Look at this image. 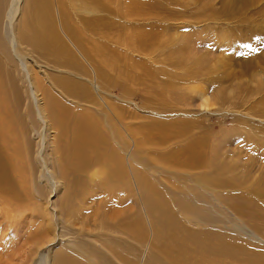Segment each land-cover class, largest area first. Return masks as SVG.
Returning <instances> with one entry per match:
<instances>
[{
	"label": "rangeland",
	"instance_id": "rangeland-1",
	"mask_svg": "<svg viewBox=\"0 0 264 264\" xmlns=\"http://www.w3.org/2000/svg\"><path fill=\"white\" fill-rule=\"evenodd\" d=\"M56 1H39L44 7L43 18L46 15L47 24L57 25L82 68L74 72L60 68L46 51L27 43L17 44L18 54L29 57L34 69L44 72L47 82L42 80L49 87H53V76L65 72H71L73 77L67 76L88 87L87 95L90 92L91 96L86 101L82 99L81 104L101 121L104 114H109L106 130L118 144L123 159L120 180L129 183L130 166L135 164L136 177L154 178L155 184L166 191L171 190L173 182L186 183L180 175L187 183L195 184V174L162 159L167 152L174 153L195 142L205 145L208 156L214 148L226 152L223 158L228 160L219 169L227 163L241 165L238 172L220 171L219 175L206 177L219 179L215 192L230 197L232 205L240 189H248L254 195L264 192V0H65L75 38L63 27ZM18 4L13 36L23 22L27 0ZM51 39V45H59ZM56 90L61 93V89ZM3 98L9 113L13 100ZM66 101L70 105L78 102L71 97ZM16 122L13 121L16 135L24 144V131ZM174 155L182 157L184 153ZM23 158L20 157L24 163L20 160L22 167L17 173L30 181L25 154ZM114 162L112 159L110 163ZM10 166L7 168L15 182ZM22 178L18 184L15 182L22 203L13 198L9 203L0 199V222L9 226L3 236L14 253L10 261L8 254H0V264H20L17 252L24 253L37 226L46 228L50 222V213L40 216L30 208L38 204L46 209L48 201L29 197L32 186L28 192L23 191ZM46 182L44 178L41 185ZM186 188L184 185L179 191ZM199 188V193L212 190ZM34 189L37 192V186ZM134 194L138 195L127 185L121 189L120 199L126 201L124 209L133 206ZM61 195H50L48 200L56 202ZM220 202L212 197L201 203L204 215L218 220L216 227L230 230L252 244L262 243L259 238L264 239V219L252 215L243 218V212ZM253 210L264 212L260 207ZM182 217L198 222L191 214L182 213ZM58 230L53 234L57 235Z\"/></svg>",
	"mask_w": 264,
	"mask_h": 264
},
{
	"label": "bare ground",
	"instance_id": "bare-ground-1",
	"mask_svg": "<svg viewBox=\"0 0 264 264\" xmlns=\"http://www.w3.org/2000/svg\"><path fill=\"white\" fill-rule=\"evenodd\" d=\"M16 1L0 0V199L8 203L10 198L20 203L24 201L17 194L15 182L18 184V179L23 177L17 170L21 169L20 157L25 154L26 171L32 180L22 178V182L25 181L22 190L32 186L29 197L32 195L43 203L48 201L46 209L31 205L34 213L51 214L46 228L36 225L34 237L27 240L24 253L17 252L20 264H264V239L258 237L262 243L252 244L230 230L216 227L218 220L206 217L202 210L201 203L215 197L234 211L243 212V218L252 215L264 219V212L253 210L254 207L264 209V192L254 195L248 189H240L232 205L230 197L215 192L219 179L206 178L219 175L220 171L238 172L241 165L227 163L219 169L228 160L223 158L226 152L214 148L208 156L205 145L192 142L174 153L167 152V157L162 159L171 161L175 168L195 174V184L187 183L181 177L184 175H180L186 183L173 182L171 190L166 191L155 184L154 178L136 177L135 164L130 166L129 183L120 180L123 164L118 144L106 130L109 114H104L101 121L89 107L81 104L91 93L87 95L88 87L69 77L71 72L53 76V87H49L42 80L47 82L42 76L44 72L34 69L29 57L18 54L20 45L17 44L27 43L42 49L56 66L73 72L82 68V64L57 25L45 22L40 0H27L23 22L17 28L19 37L13 36L20 0L14 4ZM56 5L63 27L75 38L67 19L70 15L66 1L57 0ZM51 38L59 45H51ZM68 38L77 47L74 38L69 34ZM56 87L61 93L56 92ZM3 96L13 100L9 113ZM67 97L78 102L70 105ZM13 121L20 123L24 131V144L20 142V135H16ZM179 151L184 153L182 157L174 155ZM112 159H115L114 164L110 163ZM7 166L13 167L15 182ZM44 178L47 182L42 186ZM125 185L138 195L142 191L141 199L134 194L135 203L128 209H124L126 201L120 199ZM184 185L187 188L179 191ZM199 187L212 190L199 193L202 192ZM60 193L56 202L48 200L50 195ZM182 213L193 215L198 222L185 220ZM1 224L0 254H8L6 258L10 261L14 253L6 244V235L3 236L9 226ZM56 229H59L57 235L53 234ZM45 246L47 252L43 251Z\"/></svg>",
	"mask_w": 264,
	"mask_h": 264
}]
</instances>
